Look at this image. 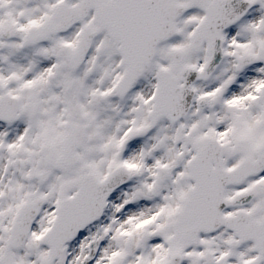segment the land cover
I'll return each mask as SVG.
<instances>
[{
    "label": "snow or ice",
    "instance_id": "1",
    "mask_svg": "<svg viewBox=\"0 0 264 264\" xmlns=\"http://www.w3.org/2000/svg\"><path fill=\"white\" fill-rule=\"evenodd\" d=\"M0 264H264V0H0Z\"/></svg>",
    "mask_w": 264,
    "mask_h": 264
}]
</instances>
